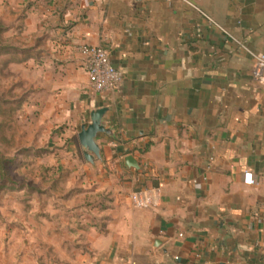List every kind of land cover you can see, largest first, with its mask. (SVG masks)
I'll list each match as a JSON object with an SVG mask.
<instances>
[{
	"label": "crops",
	"instance_id": "1",
	"mask_svg": "<svg viewBox=\"0 0 264 264\" xmlns=\"http://www.w3.org/2000/svg\"><path fill=\"white\" fill-rule=\"evenodd\" d=\"M11 2L13 24L35 39L31 129L54 132L76 196H97L69 264H264V82L250 56L179 0ZM198 7L264 55V0ZM81 45L107 50L123 76L115 91H90ZM101 107L113 136L97 135L101 161L89 165L77 134Z\"/></svg>",
	"mask_w": 264,
	"mask_h": 264
},
{
	"label": "rangeland",
	"instance_id": "2",
	"mask_svg": "<svg viewBox=\"0 0 264 264\" xmlns=\"http://www.w3.org/2000/svg\"><path fill=\"white\" fill-rule=\"evenodd\" d=\"M11 4L0 0V37L15 48L0 54V123L11 120L8 109L14 119L0 134V155L9 160L0 171V264H69L82 247L75 239L79 225L92 216L82 208L88 210L97 196H76L80 181L64 174L55 160L54 132L31 129L25 114L28 57L33 54L29 46L35 39L13 24L19 12Z\"/></svg>",
	"mask_w": 264,
	"mask_h": 264
},
{
	"label": "built area",
	"instance_id": "3",
	"mask_svg": "<svg viewBox=\"0 0 264 264\" xmlns=\"http://www.w3.org/2000/svg\"><path fill=\"white\" fill-rule=\"evenodd\" d=\"M179 1L195 10L203 18L207 25L219 29L225 36L244 50L253 61L252 76L254 80L264 82V55L256 54L248 50L242 43L230 36L209 15L204 13L198 7L199 0ZM77 50L83 58L82 68L87 74L90 91L98 95L115 91L118 88L123 76L122 72L111 64L107 50L103 47L88 45L78 46ZM131 200L137 206H143L145 204V200L137 193L131 195Z\"/></svg>",
	"mask_w": 264,
	"mask_h": 264
},
{
	"label": "water",
	"instance_id": "4",
	"mask_svg": "<svg viewBox=\"0 0 264 264\" xmlns=\"http://www.w3.org/2000/svg\"><path fill=\"white\" fill-rule=\"evenodd\" d=\"M106 112V107L91 111L89 122L87 124H82L77 134L78 144L86 164L95 165L96 161H101V148L96 142L97 135L105 134L110 137L113 136L111 129L106 127V123L103 119ZM123 164L128 169L133 168L135 171L140 169L139 164L131 155L123 158Z\"/></svg>",
	"mask_w": 264,
	"mask_h": 264
},
{
	"label": "trees",
	"instance_id": "5",
	"mask_svg": "<svg viewBox=\"0 0 264 264\" xmlns=\"http://www.w3.org/2000/svg\"><path fill=\"white\" fill-rule=\"evenodd\" d=\"M0 35H1V31H0ZM14 50L15 48L14 47H12V46H7V45H4L3 44V41H2V39H1V37H0V54H2V53H6V51H9V50ZM9 111V113H10V115H8L9 116V118H11V120H8V121H5V122H1L0 123V134H1V131L3 130V129H5V128H8L9 126H10V121H11V125L13 124L14 125V119H13V110H10V109H8ZM9 125V126H8ZM0 137H2V136H0ZM2 140H3V137H2ZM7 163H9V160H7V159H4L1 155H0V171L1 172H3L4 170H5V166H6V164Z\"/></svg>",
	"mask_w": 264,
	"mask_h": 264
}]
</instances>
